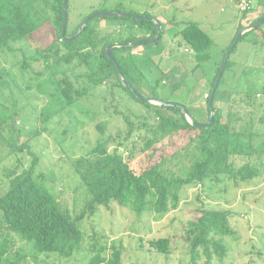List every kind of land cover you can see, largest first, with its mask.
Instances as JSON below:
<instances>
[{"label": "trees", "instance_id": "obj_1", "mask_svg": "<svg viewBox=\"0 0 264 264\" xmlns=\"http://www.w3.org/2000/svg\"><path fill=\"white\" fill-rule=\"evenodd\" d=\"M63 2L64 0H0V55L4 51L14 52L17 50L16 46L22 43L29 44L32 47L30 55L24 56L17 63L20 73L29 70L34 76L43 78L46 77L45 72H48L46 83L54 89V101L61 105L54 112L46 113L42 121L45 123L59 111L72 107L92 89L109 83L113 77H116L117 87L142 103L147 112L137 116L138 124L136 123L135 128L134 123L126 119L130 128L123 141L112 151L110 146L116 142V138L120 139V134L106 135L104 129L98 126L100 136L93 148L72 161L74 173L87 198L85 209L79 215H72L63 208L56 195L38 180L34 174L35 161L30 169L23 170L9 181L7 191L0 196V264H38L40 255L71 259L84 240L82 220L100 207L108 208L116 204L130 210L138 218L145 214L164 216L179 208L186 187L202 186L208 180L240 187L243 183L259 178L264 169V139H261L264 132L251 130L247 125L237 129L235 124L239 114L228 112L225 116L222 109L215 107L214 123L211 126L204 125L209 121L208 99L221 64L242 28L226 49L211 81L206 99L208 120L203 125L193 126L178 107L162 108L143 103L121 84L116 65L137 93L139 91L135 86L146 88L147 83L149 85L143 71L132 58L125 55L131 48L113 50L116 64L106 55L109 45H124L155 38L158 28L153 21L156 20L154 16L139 14L144 18L142 20L96 16L77 37L66 40L61 34ZM69 3L70 0L68 9ZM102 11L124 12L121 8ZM89 16L82 18L70 33L68 16L66 36H74ZM102 20L121 21L126 34L119 31L120 27L119 30L103 34L102 30L93 26V23ZM160 25L163 36L164 26ZM260 26L253 31H258ZM253 31L245 33L239 42ZM178 34L195 57L193 71L198 70L209 59L211 38L193 22L187 23ZM161 39L162 37L155 43ZM39 62H44V71L36 72L32 64ZM231 66L229 59L216 94L220 93L225 73ZM6 74L8 70L4 68L0 57V80ZM155 84L157 89L163 83L158 79ZM254 92L253 95L246 94L248 108L256 101L257 91ZM262 93L264 94V88ZM172 104L188 111L182 103ZM163 110L172 115H167ZM17 114V111L10 109L0 99V163L5 154L22 152L26 147L17 146L16 143ZM191 116L200 123L193 113ZM258 121L264 126V114ZM34 134L37 136L40 132L37 130ZM173 139H183L185 142L169 154L160 153L162 145ZM129 141L130 148L125 147V150L132 154L138 148V152L144 157L139 171L134 170L119 151V147L125 146ZM229 218L230 213L227 211L200 209L197 218L187 224L185 240L190 246L192 264H197L202 257L205 258L203 264H211L213 259L222 262L227 253L225 238L234 234ZM17 240L25 247L14 251ZM151 246L164 255L170 253L169 239L153 241ZM105 250L106 246L95 249L90 264H121L120 251L114 250L111 258H106L103 256Z\"/></svg>", "mask_w": 264, "mask_h": 264}, {"label": "rangeland", "instance_id": "obj_2", "mask_svg": "<svg viewBox=\"0 0 264 264\" xmlns=\"http://www.w3.org/2000/svg\"><path fill=\"white\" fill-rule=\"evenodd\" d=\"M259 7L255 6L252 12L259 11ZM115 8L137 16L143 13L159 16L176 31L193 22L211 38L209 59L198 70L193 71L195 57L182 37L178 36L182 43H174L171 53L183 63L182 66L176 65L178 68L174 70V63L168 65L162 62L159 68L158 65L153 68L152 62L151 73L146 77V81L150 80L147 81L149 85L147 83L146 88L135 86L144 97L154 95L162 102L182 103L200 123L207 122L206 99L217 65L231 45L239 23L247 16H242L228 0H70L68 32H72L82 18L95 10L105 12L102 10ZM99 22L94 25L103 34L119 30L118 23ZM121 28L119 31L126 34V30ZM16 49L0 55L4 68L8 70V74L0 80V99L18 112L15 139L17 146L26 145L27 148L22 152L5 154L0 163V196L7 191L9 181L16 174L30 169L35 161L34 174L38 180L56 195L63 208L72 215H79L85 209L87 198L74 173L72 161L93 148L100 136L98 126L104 129L106 135L120 134V139L116 138L110 146V150H114L130 128L126 119L134 123L135 128L137 116L147 112V108L117 87L116 77H113L109 83L92 89L78 103L59 111L44 123V115L61 108V105L54 101V89L46 83L48 72L43 78L34 76L29 70L20 73L17 63L30 55L32 47L22 43ZM133 59L138 67L146 69L145 60ZM230 61L232 66L225 73L214 107L222 109L225 116L228 112L239 114L238 122L235 120L237 129L247 125L251 130L264 132V126L258 121L264 114V22L258 31H253L237 43ZM44 65V62L34 63L32 68L40 72L44 71ZM158 79L163 84L156 89ZM254 91H257L256 101L248 108L246 94L253 95ZM163 112L172 115L171 112ZM37 130L40 134L35 136ZM130 142L119 147V151L131 167L139 171L144 157L138 148L132 154L125 150V147L130 148ZM184 142L183 139L170 140L162 145L160 153L169 154ZM200 209L229 212L230 226L234 231L232 236L225 238L227 253L222 262L213 259L211 264H264V169L259 178L240 187L209 180L202 186L186 187L179 208L164 216L145 214L138 218L130 210L116 204L108 208L100 207L82 220L84 240L71 259L40 255L38 264H90L95 249L100 246H106L103 254L106 258H111L114 250L120 251L121 264H192L185 229L190 221L197 218ZM165 238L169 239L170 245L167 255L151 246V242ZM20 247L25 245L17 240L14 251ZM204 262L202 257L197 264Z\"/></svg>", "mask_w": 264, "mask_h": 264}, {"label": "water", "instance_id": "obj_3", "mask_svg": "<svg viewBox=\"0 0 264 264\" xmlns=\"http://www.w3.org/2000/svg\"><path fill=\"white\" fill-rule=\"evenodd\" d=\"M68 1L69 0H64V2H63V18H62V31H61L62 37L64 39H66V40H71V39H74L75 37H77L85 29V27L88 25V23L91 21V19L96 17V16H119V17H124V18H134V19H137V20L144 19V18H142L140 16L133 15V14H128V13H124V12H111V11H108V12H94L92 15H90L89 17H87L84 20V22L82 23L81 27L79 28V30L76 32V34L74 36L67 37L66 36V27H67V22H68ZM153 21H154L155 25L158 28V34H157V36L155 38L149 39V40L136 41V42L128 43V44H124V45L118 44V43L109 45L107 47V49H106L107 57L114 64H116V60H115V57H114V54H113V50L115 48H122V47L134 48V47L141 46V45H144V44L155 43V42L159 41L160 38L162 37V27H161L160 22L158 20H153ZM263 22H264V17L258 19L255 23H253V24H251V25H249L247 27L242 28L239 31V33L237 34L234 43L230 46L229 50L227 51L226 56L224 58V61L221 64V67H220L219 73L217 75V78H216V80L214 82L211 94H210L209 99H208V108H209V111H210L209 112L210 116H209V121L204 124L205 126H211L214 123V119H215L214 98H215V95H216V91H217L218 85L220 83L221 77H222L223 73L225 72L226 65H227V63H228V61H229V59H230V57H231L236 45H237V43L239 42V40L242 38V36L245 33L253 31L255 28H257ZM116 70H117L118 78H119L121 84L125 88L131 90L141 102L146 103V104H153L155 106H159V107H162V108L178 107L181 110L182 114L185 116L186 120L190 124H192L193 126L203 125L202 123L196 122L195 119L191 116V114L186 109H184L183 107H181V106H179L177 104L162 102V101H160V100H158V99H156L154 97H144L141 94L137 93L136 90L124 79V77L122 76L121 72L119 71V67L117 65H116Z\"/></svg>", "mask_w": 264, "mask_h": 264}, {"label": "crops", "instance_id": "obj_4", "mask_svg": "<svg viewBox=\"0 0 264 264\" xmlns=\"http://www.w3.org/2000/svg\"><path fill=\"white\" fill-rule=\"evenodd\" d=\"M259 11L257 12H249L247 17L244 18V20L242 22L239 23V28L237 29V32L240 28H244L246 27L245 25L247 23H252L253 21H255L256 19H260L264 17V4L259 7ZM156 20H158L163 26H164V35L162 36V39L160 42L158 43H154V44H146V45H141L140 47H134V49H131L130 51H128L125 55L130 57V58H139L141 60H145V64H146V69L145 68H140L143 73L145 74V77H147L150 73H151V67H152V62H154L153 68L159 65L163 62L165 64L171 65V63H174V67L177 65H181L183 63H180L176 60V57L174 55V53H171V48L174 45V43L177 44H181L182 40L178 39V36H181L180 34H178V31L175 30V28H171L170 25H168L167 22H163L162 18L159 16H154ZM118 23L119 27L122 26L121 21H116V20H102L101 22H99L100 24H112V23ZM95 23H93V26ZM186 24H184L182 26V28L185 26ZM103 26V25H100ZM106 26V25H105ZM170 26V27H169ZM99 28V27H98ZM123 28V27H122ZM181 28V29H182ZM180 29V30H181ZM100 30V29H99ZM236 32V34H237ZM182 37V36H181ZM187 51V50H186ZM134 61V59H133ZM149 64V65H148ZM151 65V66H150ZM174 68V70H177V67ZM149 70V71H148ZM161 72V71H160ZM150 81V80H147ZM144 96V95H142Z\"/></svg>", "mask_w": 264, "mask_h": 264}, {"label": "built area", "instance_id": "obj_5", "mask_svg": "<svg viewBox=\"0 0 264 264\" xmlns=\"http://www.w3.org/2000/svg\"><path fill=\"white\" fill-rule=\"evenodd\" d=\"M231 4L235 6V8L245 16L248 15L249 12L253 11L255 6H262L264 4V0H228Z\"/></svg>", "mask_w": 264, "mask_h": 264}]
</instances>
